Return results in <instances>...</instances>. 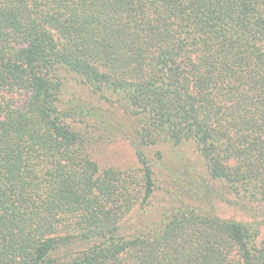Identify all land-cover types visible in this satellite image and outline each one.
I'll return each mask as SVG.
<instances>
[{"label": "trees", "instance_id": "1", "mask_svg": "<svg viewBox=\"0 0 264 264\" xmlns=\"http://www.w3.org/2000/svg\"><path fill=\"white\" fill-rule=\"evenodd\" d=\"M263 224L264 0H0V264H264Z\"/></svg>", "mask_w": 264, "mask_h": 264}, {"label": "rangeland", "instance_id": "2", "mask_svg": "<svg viewBox=\"0 0 264 264\" xmlns=\"http://www.w3.org/2000/svg\"><path fill=\"white\" fill-rule=\"evenodd\" d=\"M154 151L155 150L148 151V153L152 155ZM162 151H163V157L161 161V165H162L161 167L166 169L167 167L166 165H168L167 163L174 159V153L173 150L168 148L165 149L162 148ZM93 155L96 161H98L99 163H107L106 165L126 167L135 164L134 156L131 149L129 148L128 144L122 139L116 140L113 144L109 145V147L97 149L96 153H94ZM166 181H167V177L164 176L163 173L161 172L156 173L155 175L156 186H158V189H162V191H160L161 194L160 199L164 197L163 201L169 202L171 198L174 197H172V195L171 196L167 195V191H164V189L167 188ZM155 205L157 206V204ZM218 215L229 218H235L239 220L250 219L247 216H244L243 213L238 209H235L233 207L230 208L222 204L218 205ZM261 231L264 232V224L261 226Z\"/></svg>", "mask_w": 264, "mask_h": 264}]
</instances>
